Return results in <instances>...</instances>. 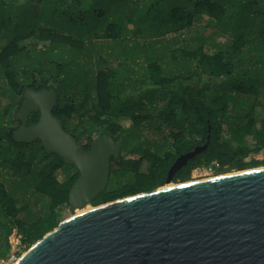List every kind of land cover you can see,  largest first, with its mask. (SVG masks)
I'll return each mask as SVG.
<instances>
[{
  "label": "trees",
  "instance_id": "1",
  "mask_svg": "<svg viewBox=\"0 0 264 264\" xmlns=\"http://www.w3.org/2000/svg\"><path fill=\"white\" fill-rule=\"evenodd\" d=\"M50 88L53 116L84 150L103 134L120 146L92 206L165 186L196 147L172 183L212 162L217 175L264 166L244 161L264 153V0H0V259L13 233L27 251L59 225L78 177L12 137L23 91Z\"/></svg>",
  "mask_w": 264,
  "mask_h": 264
},
{
  "label": "water",
  "instance_id": "2",
  "mask_svg": "<svg viewBox=\"0 0 264 264\" xmlns=\"http://www.w3.org/2000/svg\"><path fill=\"white\" fill-rule=\"evenodd\" d=\"M21 97L13 139L39 141L46 153L75 167L78 177L69 190L68 210H92L59 223L15 264H264V168L92 206L109 183L110 160L119 158L120 146L103 134L84 150L53 116V88L25 89ZM33 112H39L38 122L28 125ZM205 148L181 155L165 185Z\"/></svg>",
  "mask_w": 264,
  "mask_h": 264
},
{
  "label": "rangeland",
  "instance_id": "3",
  "mask_svg": "<svg viewBox=\"0 0 264 264\" xmlns=\"http://www.w3.org/2000/svg\"><path fill=\"white\" fill-rule=\"evenodd\" d=\"M92 19H94V17L93 16H90V18H89V20H92ZM192 31H196V28H194V29H192L191 30V32ZM191 32H189V35H187V34H184V37L185 38H189V36H191ZM224 41V39H221V38H217V41L216 42H223ZM102 55H104V54H102ZM94 56V55H93ZM93 56H92V59H93ZM94 61H96V59L94 58L93 59ZM79 62H83V61H80V58H79V60H78ZM77 60H76V62H78ZM87 63V62H86ZM117 61H115L114 59H112V60H110L109 61V65H112L113 67H115L116 65H117ZM69 68L71 69H73V67H71L70 65H69ZM144 108H145V110H148V106L145 104L144 105ZM121 125H122V127L123 128H127L129 125H130V121H129V119H122L121 120ZM95 138H97V137H95ZM150 140H151V142H152V144L153 143H156V144H158V136H156V135H154V136H150ZM82 143H84V141H83V139H80L79 140V144H82ZM137 156V155H136ZM136 156H133V158L135 159V158H137ZM250 160H255V161H263L264 160V153H259V154H251V155H249L244 161H246V162H248V161H250ZM257 168H264V166H259V167H257ZM217 169V168H216ZM216 169L210 174V173H204V171L203 170H201V169H195V170H193L192 172H191V175H190V180L188 181V182H195V181H201V180H205V179H209V178H215V177H218V176H222V175H228V174H232V173H236V172H238V171H235V170H232V171H230V172H228V173H223V174H219V175H217L216 174ZM60 178V177H59ZM120 180H122L121 178L119 179V181ZM124 180V179H123ZM118 181V182H119ZM179 184H181V183H171V184H169V185H165V186H171V185H179ZM164 186V187H165ZM78 211V210H77ZM76 212V211H75ZM75 212L74 213H70L69 212V210H68V206H64V207H62L61 209H60V211H59V222L61 223V222H63L64 220H66V219H68V218H71L72 216H74V214H75ZM14 234V233H13ZM26 252V250H25V247L22 245V247L20 248V250L18 251V253H19V255H18V258L16 259V261L24 254ZM16 261H14L13 263H15ZM12 263V264H13Z\"/></svg>",
  "mask_w": 264,
  "mask_h": 264
},
{
  "label": "built area",
  "instance_id": "4",
  "mask_svg": "<svg viewBox=\"0 0 264 264\" xmlns=\"http://www.w3.org/2000/svg\"><path fill=\"white\" fill-rule=\"evenodd\" d=\"M217 167H218V163L212 162L207 167L201 168V170H203L204 173L206 174L207 173L211 174ZM9 245H10V251L5 258L0 259V264H12L18 258L19 255L18 251L22 247L19 236L12 234L9 237Z\"/></svg>",
  "mask_w": 264,
  "mask_h": 264
},
{
  "label": "bare ground",
  "instance_id": "5",
  "mask_svg": "<svg viewBox=\"0 0 264 264\" xmlns=\"http://www.w3.org/2000/svg\"><path fill=\"white\" fill-rule=\"evenodd\" d=\"M229 175V174H228ZM219 177V176H218ZM209 179H211V178H209ZM202 181V180H201ZM196 182V181H195ZM173 185H171V186H165L164 188H168V187H172ZM90 210H92V208L91 207H86L84 210H81V211H76L75 212V214H74V216L75 215H79V214H82V213H85V212H87V211H90ZM13 264H15V263H13Z\"/></svg>",
  "mask_w": 264,
  "mask_h": 264
},
{
  "label": "flooded vegetation",
  "instance_id": "6",
  "mask_svg": "<svg viewBox=\"0 0 264 264\" xmlns=\"http://www.w3.org/2000/svg\"><path fill=\"white\" fill-rule=\"evenodd\" d=\"M16 129H17V128H16ZM95 139H96V138H95ZM95 139H94V140H95ZM91 143H92V142H91ZM91 143H90V144H91ZM80 145H81L82 147H83V146H87V143L84 142V143H82V144H80ZM89 147H90V145H89ZM88 149H89V148H88ZM88 149H87V150H88Z\"/></svg>",
  "mask_w": 264,
  "mask_h": 264
}]
</instances>
